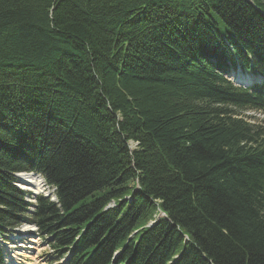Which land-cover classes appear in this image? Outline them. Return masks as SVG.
<instances>
[{"label":"trees","instance_id":"1","mask_svg":"<svg viewBox=\"0 0 264 264\" xmlns=\"http://www.w3.org/2000/svg\"><path fill=\"white\" fill-rule=\"evenodd\" d=\"M238 65L264 77V0H0L2 235L35 223L65 264H264V81ZM31 171L59 203L30 210Z\"/></svg>","mask_w":264,"mask_h":264},{"label":"rangeland","instance_id":"2","mask_svg":"<svg viewBox=\"0 0 264 264\" xmlns=\"http://www.w3.org/2000/svg\"><path fill=\"white\" fill-rule=\"evenodd\" d=\"M242 72L240 69H235L232 70L230 72V74H232V78H237L239 77L238 75H241ZM247 115L250 114L252 119L251 122L253 124H256L257 126H263L264 127V114H259L258 112H248L246 113ZM254 117V118H253ZM139 144H135V148L138 147ZM36 178V176L34 177ZM33 189H35L36 191L38 190V193H42L45 192L47 194H51L52 198L51 199H56V197L54 196V192L52 189H49L44 182V179L42 180H38V187H32ZM58 207H60V204H58ZM26 241L30 244L31 247H29L28 249H26V251L29 253L28 255H26L24 258H22L21 256H19L22 251L21 249L17 250V261L20 264H52L51 262L48 261V256L50 254V247L45 245L44 243H42L41 239H37V238H31V239H26ZM21 243V242H19ZM19 245V244H18ZM24 245V244H22ZM35 246V248L33 247Z\"/></svg>","mask_w":264,"mask_h":264},{"label":"bare ground","instance_id":"3","mask_svg":"<svg viewBox=\"0 0 264 264\" xmlns=\"http://www.w3.org/2000/svg\"><path fill=\"white\" fill-rule=\"evenodd\" d=\"M236 69H240L241 71H245V69H243L241 65H238V67ZM256 79H257L256 74H254L253 72H249V74H247L245 76V79H243L242 82H246V84H249V83L251 84V83H254V81ZM262 80H264L263 76H262ZM233 84L237 85L236 83H233ZM15 175L19 178L20 176H22V172L16 173ZM35 176L36 175H32V174L25 176V181H26L27 185H29V186H24V187L34 190L32 187L34 186L36 188L38 186V182H37L36 178H34ZM17 183H18V181H17ZM25 199L29 202L27 197ZM5 244H7V243H5ZM19 244H21V243H19ZM24 246H25V244H24ZM33 247L35 248V246H33ZM8 248H13V246H9ZM16 253H17V251H11L9 258L11 260H13V262L15 264H18V262H17L18 257H17Z\"/></svg>","mask_w":264,"mask_h":264}]
</instances>
